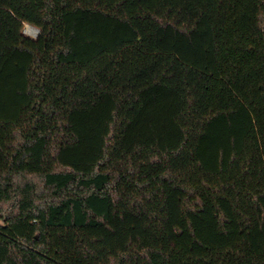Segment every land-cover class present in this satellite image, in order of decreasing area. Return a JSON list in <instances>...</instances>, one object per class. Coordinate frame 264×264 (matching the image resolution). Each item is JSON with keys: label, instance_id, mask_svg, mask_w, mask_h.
Returning <instances> with one entry per match:
<instances>
[{"label": "trees", "instance_id": "obj_1", "mask_svg": "<svg viewBox=\"0 0 264 264\" xmlns=\"http://www.w3.org/2000/svg\"><path fill=\"white\" fill-rule=\"evenodd\" d=\"M0 264H264V0H0Z\"/></svg>", "mask_w": 264, "mask_h": 264}, {"label": "rangeland", "instance_id": "obj_2", "mask_svg": "<svg viewBox=\"0 0 264 264\" xmlns=\"http://www.w3.org/2000/svg\"><path fill=\"white\" fill-rule=\"evenodd\" d=\"M25 28H26V24H25V26H24V29H23V33L26 35V36H29L26 32H25ZM30 37H32V36H30ZM37 36H34V37H32V38H36Z\"/></svg>", "mask_w": 264, "mask_h": 264}, {"label": "water", "instance_id": "obj_3", "mask_svg": "<svg viewBox=\"0 0 264 264\" xmlns=\"http://www.w3.org/2000/svg\"><path fill=\"white\" fill-rule=\"evenodd\" d=\"M33 27H35V26H33ZM36 29H37V34H36V36H38V34H39V32H40V30H39V28L38 27H35Z\"/></svg>", "mask_w": 264, "mask_h": 264}, {"label": "bare ground", "instance_id": "obj_4", "mask_svg": "<svg viewBox=\"0 0 264 264\" xmlns=\"http://www.w3.org/2000/svg\"><path fill=\"white\" fill-rule=\"evenodd\" d=\"M38 32L36 31V34H37ZM36 36V35H35ZM30 37V36H29ZM34 37V36H33Z\"/></svg>", "mask_w": 264, "mask_h": 264}]
</instances>
